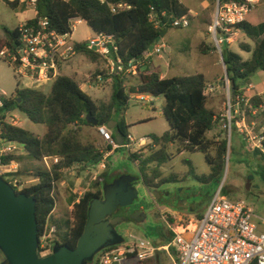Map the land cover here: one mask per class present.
Instances as JSON below:
<instances>
[{"label": "trees", "instance_id": "trees-1", "mask_svg": "<svg viewBox=\"0 0 264 264\" xmlns=\"http://www.w3.org/2000/svg\"><path fill=\"white\" fill-rule=\"evenodd\" d=\"M3 1L14 10H27V3L21 0ZM120 4L123 7H119ZM260 5L263 4H257L255 9ZM113 7L116 8L115 11ZM37 11V15L27 20L26 24L48 17L49 30L65 34L72 32L71 19L80 18L94 33L112 36L118 47L113 55L114 59H119L122 65L121 70L117 69L112 73V95L109 101L94 99L83 90L76 78L61 73L52 81L49 92L41 87H25L18 82L15 91L3 97V106H0V141L4 139L20 143L24 146V152L0 156V164L8 165L12 161L20 164L16 172L4 174L12 185L14 180L20 181V177L27 174L37 180L36 183L17 191L34 195L37 199L40 237L55 210V190L57 184L63 180L66 170L77 164L89 167L99 163L103 157L99 147L94 143H84L79 137L82 127L93 126L87 122L86 116L90 114L95 117L98 126L116 120L124 139H127L130 125L125 119V111L133 95L163 96V114L170 126L162 135L151 134V141L143 150L127 153L130 160L139 161L138 172L145 186L158 188L162 184L185 180L177 172L166 176L162 170L163 165L173 158L169 147L175 143L180 145V153L200 151L205 154L210 173L199 176L192 167L191 172L196 178L203 182L221 178L229 144L226 136H209L218 117L208 106V96L205 93L207 79L204 73L162 77L159 68L154 67L152 61L145 57L150 45L161 38L164 28L174 27L169 25L173 18L189 16L190 8L185 3L181 0H38ZM152 11L165 25H155L150 19ZM251 13L239 25L249 39L240 44V49L250 53V58L245 59L227 43L222 45L225 77L230 83L232 104L236 106L238 98L250 97L252 108L246 106L245 100L240 102V109L246 111V114H252L264 102L262 95L245 94L252 74L257 71L264 72V17L254 20L255 18H250ZM5 29L7 35L0 39V51L5 47L14 48L19 43L20 25L14 29ZM75 49L93 62H98L101 58L87 47V41L77 42ZM132 60L138 62L136 82H129L127 77ZM16 110L24 113L32 122L44 124L46 133L40 136L21 125L9 122L8 114ZM260 112L264 117V109ZM113 136L115 137L114 132ZM255 155H260L264 160V152L260 149L255 150ZM45 157L52 159L49 166L34 165L35 162L43 163ZM25 160L30 162L31 169H23ZM105 166L106 169L92 182L91 188L73 201L71 219L54 221L57 225L54 246L65 244L76 247L88 219L90 202L95 197H103V186L113 181L116 176L111 172L109 164ZM133 208L134 205L130 211ZM198 216L201 217L202 214ZM174 236L170 229L168 233L162 232L161 245L172 243ZM112 247H106L100 253ZM171 249L174 251L172 246ZM100 253L87 264H98Z\"/></svg>", "mask_w": 264, "mask_h": 264}, {"label": "rangeland", "instance_id": "rangeland-1", "mask_svg": "<svg viewBox=\"0 0 264 264\" xmlns=\"http://www.w3.org/2000/svg\"><path fill=\"white\" fill-rule=\"evenodd\" d=\"M186 1L188 7L192 9L188 16L189 26L168 29L165 36L162 37L167 47L160 55H150L147 60L152 61L154 67L159 68L167 76L189 75L203 71L207 72L206 74L209 78H213L216 75L220 77L218 83L223 86L225 84L226 70L221 60L220 51L216 48L209 31L217 0ZM258 4L263 5L258 6L257 9L254 8L251 11L252 13L250 12V18L253 17L255 18L254 20L264 17V0H259ZM34 16L35 11L32 7H28L26 11L14 10L3 0H0V38L7 35L5 28L14 29L20 23L23 24L24 21ZM94 34L91 27L81 20L76 24L72 37L75 41H87ZM245 41L246 36L239 33L230 48L240 53L245 59H248L251 55L240 49V44ZM105 61L108 60L100 58L96 65L85 54L78 53L69 62L61 66L59 73L72 76L80 83L91 84L87 90L94 99L109 101L112 95V80H110L112 72L110 66H105ZM159 61H162V63L156 66ZM259 72L261 71L253 73L251 80L257 90H263L264 77L262 75L264 76V74ZM99 75H101V80L98 79ZM127 77L129 82H136V75L128 74ZM19 81H21L22 86H33L30 81L19 78L12 64L0 59V91L3 90L7 95H11ZM41 88L49 92L51 83H46ZM152 98L148 101L131 98L125 111V119L132 128V135L137 139L150 137L151 134L161 135L170 128L163 114L164 97L152 96ZM227 98V91L225 92V90L219 97L208 96V106L215 111L218 117L214 129L209 132V136L217 138L226 136L229 144L226 164L221 178L208 182H203L196 178L191 172L192 167L196 175L200 176L210 173V165L206 161L205 154L200 151H182L180 153L179 144L170 145L169 151L173 158L163 165L162 170L166 176L172 172H177L185 180L183 182L162 184L158 188H150L148 190L150 192L147 191L144 185L139 186V198L135 200L134 204H142L145 207L147 219L142 227L134 223L130 225L125 223L120 226L125 241L131 239L130 234H134L149 239L155 246L161 245V233H168V229L171 230L169 225L176 227L178 224H182L183 220L188 221L190 219L191 206L198 213L204 211L210 203L213 194L219 188H222V192L228 198L232 200L242 199L251 205L258 215L256 220L264 218V160L260 158V155H255L254 148L248 142L249 134L246 130L241 132L238 128L233 127L232 132L229 134L228 130L224 128V122L221 119L227 110ZM13 114H16V116ZM241 118H244L245 125L253 134L260 135L264 132V117L260 110L252 114H246L245 111ZM7 120L16 121L17 125H21L40 136H43L47 130L44 124L32 122L24 113L17 110L11 112ZM79 137L84 143H94L102 152L108 149L106 142L94 125L82 127ZM147 143L150 142L147 141ZM144 147L135 146V150L140 151ZM47 162L50 165L52 159L49 158ZM102 163L109 164L110 170L114 174L120 172L121 169H127L131 173L139 175V167L135 165L133 160L128 158L125 149L115 151L110 161L102 157L99 163L89 167L77 164L66 170L63 180L57 184L55 190L56 207L47 226V232L53 240V245L54 240L57 238V225L54 221L71 219L73 201L78 200L86 190L90 189L92 182L95 180L94 177L106 169V166H100ZM41 164L45 165V160L43 163H34L36 166ZM23 169H31V164L28 160L24 161ZM0 173L4 175L3 168H0ZM36 181L34 176L27 174L20 177L19 183L24 188L36 183ZM154 189H157L161 196L176 206V209L181 213L180 217L172 216L170 213L162 214L156 209L155 204L152 202L154 196L151 191ZM170 219H173V221ZM120 227L116 226L118 232H120ZM101 255L102 253H100L98 259H100ZM173 258H176V256L169 247L168 251L157 250L153 256L144 260L130 256L123 264H174ZM2 260L3 255L0 253V262Z\"/></svg>", "mask_w": 264, "mask_h": 264}, {"label": "built area", "instance_id": "built-area-1", "mask_svg": "<svg viewBox=\"0 0 264 264\" xmlns=\"http://www.w3.org/2000/svg\"><path fill=\"white\" fill-rule=\"evenodd\" d=\"M28 5L33 6L37 11L38 0H25ZM259 0H217L213 20L209 25L216 48L222 51V45L232 44L236 41L242 30V24L247 15L257 6ZM119 7H123L120 4ZM115 11L116 8L113 7ZM38 12V11H37ZM150 19L156 26L163 25L157 14L152 11ZM82 19L72 18L70 28L72 32L59 34L49 30L48 17L40 18L36 23L20 25L19 43L14 48L5 47L0 51V59L12 64L19 78L30 81L33 86L42 87L52 82L60 72L62 65L69 62L76 54L75 41L72 37L73 30ZM83 21V20H82ZM171 25L174 27L189 26L188 17L173 18ZM87 47L94 50L101 58L114 61L116 70L122 69L121 61H115L114 53L118 50L112 36L95 33L87 40ZM167 47L166 42L159 38L152 51L145 53V57L158 54ZM138 62L132 60L129 64L128 74L138 75ZM113 73V69H111ZM101 80V76H98ZM21 84V81H19ZM225 89L227 91V110L222 117L224 128L230 134L233 127L241 132L247 131L248 142L254 148L264 152V132L260 135L253 134L244 123L241 115L245 114L240 109V102L245 100L246 106L250 104V97L238 98V103L233 106L230 94V83L225 77ZM29 87V86H26ZM251 87V85H249ZM216 87L207 83L205 93L207 96L214 94ZM6 92L0 91V106H3V97ZM137 98L145 99V95L139 94ZM264 109V102L260 107L253 110L256 113ZM99 133L111 147L112 150L123 148L127 153H134L135 146L144 147L151 141L150 137L137 139L129 135L124 144L120 145L111 129L107 125L97 126ZM24 146L17 142H10L4 139L0 141V156L23 153ZM110 151L103 152V158L107 159ZM45 157V162L49 166ZM139 167L138 160H133ZM19 163L12 161L8 165H1L5 173H13L18 170ZM105 166V164H101ZM4 173V174H5ZM97 176L94 177L96 179ZM13 186L16 190L23 187L18 180H14ZM148 188V187H147ZM149 190V189H148ZM150 192V191H148ZM152 192V191H151ZM154 196V194L152 193ZM155 199V198H154ZM166 214V213H165ZM258 215L254 208L245 200H232L228 198L219 188L212 196L204 214L201 217H190L183 220L182 224L176 227L169 225L175 236L171 246L174 248L176 258L174 264H264V218L256 220ZM130 240L122 244L114 245L112 248L102 252L98 264H123L130 256L139 260L147 259L154 255L157 247L147 238L130 234ZM50 234L46 230L40 237V255H47L52 252L54 245Z\"/></svg>", "mask_w": 264, "mask_h": 264}, {"label": "water", "instance_id": "water-1", "mask_svg": "<svg viewBox=\"0 0 264 264\" xmlns=\"http://www.w3.org/2000/svg\"><path fill=\"white\" fill-rule=\"evenodd\" d=\"M168 29L164 28L161 37L165 36ZM154 45L155 42L150 45V51ZM220 54L225 67L222 51ZM86 118L89 124L98 126L95 117L88 114ZM107 127L114 130L115 139L123 145L125 139L117 121L111 120ZM138 177V174L124 173L103 186V197H95L90 202L88 219L76 247L56 244L51 253L40 255L37 199L26 192H18L0 173V252L3 255L0 264H87L104 248L124 243L125 237L116 226L124 222L126 217L112 215L120 207L133 205L139 198L142 181L134 185ZM152 193L157 199L161 198L157 189ZM131 219L140 222L142 227L147 219L146 212L137 209L131 214Z\"/></svg>", "mask_w": 264, "mask_h": 264}, {"label": "crops", "instance_id": "crops-1", "mask_svg": "<svg viewBox=\"0 0 264 264\" xmlns=\"http://www.w3.org/2000/svg\"><path fill=\"white\" fill-rule=\"evenodd\" d=\"M22 2H25V0H21ZM183 3H185L187 6H188V3H187V1L186 0H181ZM208 1V0H207ZM27 3V2H26ZM28 7H32L33 9H34V11H35V16L37 15V11H36V9L33 7V6H31V5H28L27 4V9H28ZM191 11H192V9H190ZM26 11V10H25ZM34 16V17H35ZM34 17H32V18H34ZM32 18H30V19H32ZM29 20V19H28ZM27 21V20H26ZM26 21H24V23L26 22ZM22 23H20V25H21ZM242 34H244L243 32H241ZM245 35V34H244ZM2 38H4V36L3 37H1L0 39H2ZM246 41H249V39L246 37ZM79 42H81V41H79ZM230 47H231V44H230ZM250 54V53H249ZM93 62V61H92ZM96 65H97V63L98 62H94ZM105 66H110V68L111 69H113V71H116V67H115V62L114 61H105ZM160 63H162V61H159V62H157L156 64V66H158V64H160ZM161 68H162V64H161ZM202 73H204V75H205V77H206V79H207V83H210V84H214L215 85V87H216V90H215V92H214V94H212V96L213 97H219L221 94H222V92H223V90H225V92H226V89H225V84L222 86L220 83H218L219 82V80H220V77H218L217 75L216 76H214L213 78H209V76L205 73V72H203V71H201ZM195 73H198V72H195ZM259 73H261V74H264V72L263 71H261V72H259ZM101 76V75H100ZM161 76L162 77H171V76H167L166 75V73H163L162 71H161ZM173 76H175V75H173ZM262 77H264L263 75H262ZM110 80H112V77L110 78ZM50 83H52V82H50ZM249 85H251V87H249ZM249 85L246 87V89H245V94L246 95H248V96H252L253 94H259V95H262V96H264V89L263 90H257V88H256V86H255V84H254V82L251 80L250 81V83H249ZM81 86H82V88H83V90H85V91H87L88 92V90H87V88H90V86H91V84H88V83H81ZM89 93V92H88ZM90 94V93H89ZM91 95V94H90ZM7 96H9V95H7ZM132 98H136L137 99V95H133L132 96ZM151 99H153L152 98V96H150V95H145V99L144 100H146V101H148V100H151ZM14 116H16V114H13ZM8 117H9V114H8ZM7 117V118H8ZM127 121V120H126ZM9 122H11V123H13V124H17V122L16 121H13V120H11V121H9ZM127 124H128V122H127ZM129 125V124H128ZM97 130H98V128H97ZM131 130H132V128L131 127H129V129H128V132L130 133V135H132V132H131ZM113 132H114V130H112ZM98 133H99V131H98ZM100 134V133H99ZM101 135V134H100ZM162 135V134H161ZM135 137V136H134ZM103 138V137H102ZM104 140V139H103ZM105 141V140H104ZM106 142V141H105ZM106 145H107V148L108 147H110L107 143H106ZM107 151H110L111 153H110V155L107 157L108 159H111V157H112V155H113V153L115 152V151H117V149L116 150H112V149H107ZM24 152V151H23ZM106 152V151H105ZM103 153V152H102ZM108 159H107V161H108ZM104 164V163H103ZM105 165H106V163H105ZM100 166H101V164H100ZM145 186V185H144ZM146 187V189H147V191H148V189L150 190V188H147V186H145ZM153 189V188H152ZM151 189V190H152ZM152 201L155 203V206H156V209L157 210H159L162 214L163 213H170L172 216H181V213L176 209V206H174L173 205V203L171 202V201H167V202H159L158 200H156V198L155 199H152ZM160 203H162V204H160ZM207 208V207H206ZM190 210H191V214H190V217H199L198 215L199 214H204V212H205V210L204 211H201V213H198V211H195L194 209H192V208H190ZM146 212V211H145ZM163 219V218H162ZM143 238V237H142ZM160 239V238H159ZM157 247V249L158 250H169V247L171 248V243L170 244H166V245H159V246H156ZM174 252V251H173Z\"/></svg>", "mask_w": 264, "mask_h": 264}, {"label": "flooded vegetation", "instance_id": "flooded-vegetation-1", "mask_svg": "<svg viewBox=\"0 0 264 264\" xmlns=\"http://www.w3.org/2000/svg\"><path fill=\"white\" fill-rule=\"evenodd\" d=\"M124 173H131V171H129V170H127V169H121L120 172H118V173L115 174L116 176L114 177L113 180H115L116 178H118L120 175H122V174H124ZM138 176H139V175H138ZM141 181H142V183H141ZM111 182H112V181H111ZM109 183H110V182H109ZM140 183H141V185H144L143 180H142L141 177L139 176L138 179L134 181V185H139ZM152 192H153V191H152ZM154 198H156L155 195H154ZM156 200H158L159 202H161V201H163V202H167V201H169L168 199L164 198L163 196H161L160 199H157V198H156ZM152 202H153V201H152ZM153 204H155V203L153 202ZM133 205H134V208H133L132 211H130V209H131V207H132ZM133 205H130V206H128V207H120V208L118 209V211H117L115 214L112 215V217H115V216H125V217H126L125 221L122 222L121 224H118L117 227H120V226L124 225L125 223H128V225H130L131 223H134L135 225H138V226L141 225L140 222H137V221L131 219V214H132L135 210H137V209L142 210V211H145V207H144L142 204H133ZM190 206H191V205H190ZM191 208L193 209V206H191ZM119 230H120L121 234H123V231H122V228H121V227H120Z\"/></svg>", "mask_w": 264, "mask_h": 264}]
</instances>
